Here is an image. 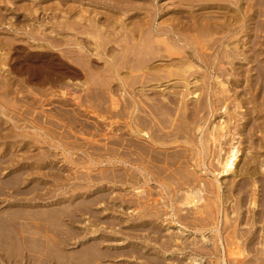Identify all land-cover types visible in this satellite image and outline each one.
<instances>
[{"label":"bare ground","instance_id":"1","mask_svg":"<svg viewBox=\"0 0 264 264\" xmlns=\"http://www.w3.org/2000/svg\"><path fill=\"white\" fill-rule=\"evenodd\" d=\"M19 1L8 0L9 5H17ZM34 1L46 5L43 12L51 13V20H63L56 22L52 31L73 32L76 36L74 40L63 42L43 35L42 28L46 30L47 27L45 21L36 16L34 6L17 7L24 13L21 20L10 8H3L5 14L0 12V27L9 21L10 28L4 31L6 38L0 37V112H10L19 106V95L24 97V85L36 86L42 81L45 92L51 95L54 82L53 66L48 61L52 56L50 52H37L36 49L42 48L38 46L25 50L15 44L18 38L11 35L33 37L34 41L45 42L53 49L73 47L68 53L74 62L82 63L84 74L76 70L71 72L76 77L85 76L87 84L81 91L85 100L90 105L101 98L100 110L104 116L90 113L96 120V124H92L96 135L91 136L104 137L108 144L98 148L92 141L85 143L93 152L104 151L105 157L95 160L87 155L90 158L88 166L100 169L97 174L86 177L85 188L89 190L85 194L72 191L71 202L65 205V200L54 201V204L51 201L54 198L51 171L55 156L52 155L54 124L49 115L45 116L44 127L36 124L40 118L32 117L30 124L35 133L30 137L15 134L16 139L21 138L16 145L17 152L25 149L39 151L43 146V152H37V157L32 155L6 161L5 158L16 156V151L10 153L5 142L2 143L0 264H114L120 262L118 253L122 245L113 236L127 232L129 238L140 239L141 233L149 235V231L159 235L155 237L160 241L158 248L148 249L147 243L151 239H146L145 235L141 241L144 245L139 249H135L136 245L132 243L122 247L127 250L124 254L126 264H132L131 257L127 256L131 254L153 258V264H162L160 259L165 256H188L189 264H197L199 256L218 260L219 255L234 256V264H264L261 258H264V246L254 248L256 241L264 243V94L259 102V95L251 92L261 91L259 84L256 89L254 85L251 90L247 87L250 92L247 90L245 94L249 98L243 99L238 91L234 92L243 82L239 80L243 63H261L257 60V51L260 50L256 47L264 45V36L257 32L256 22L260 15L264 16V11L259 10L258 1L160 0L168 2L164 6L159 5L158 0ZM68 1L71 2L66 4ZM131 1L149 3L147 6L145 3L132 5ZM73 3L86 4L91 9L83 11L80 4L74 6ZM93 7L109 12L94 14ZM165 7L166 14H161ZM115 10L119 15L113 12ZM83 13L88 15L87 18L82 16ZM164 15L169 16L164 18ZM157 18L161 21L157 22ZM238 29L245 35L243 43L239 40L243 34L236 36ZM78 35L83 38L78 39ZM113 43L120 48L118 56L110 55L109 46ZM100 68L104 72L98 78L92 70L96 72ZM253 68H248L247 74L254 71ZM107 75L113 77L114 85L113 81H104ZM62 89L66 91L60 93L61 96L72 94L68 87ZM230 92H234L232 97L227 95ZM79 99L73 97L76 106L81 108L83 103ZM191 100L196 102L192 108ZM46 102L52 104L49 99ZM233 102L232 113L243 108L245 111L232 117L229 106ZM31 104L33 111L42 107L35 100ZM213 114H218L215 126L207 124ZM240 114L245 117V123L238 126ZM121 115L126 116L128 140H121L123 134L115 138V131L119 129L114 127L118 124L114 119ZM6 119L3 125L13 122L9 116ZM102 123L105 134H102ZM16 124L12 128H18ZM85 127L92 128L90 125ZM40 137L43 142L38 140ZM10 138V134L0 133V140ZM181 138L185 142H180ZM26 139L32 142H26ZM32 157H35L33 163L23 167L21 162ZM6 170L8 172L4 173ZM42 170L47 172L42 175ZM101 183H106V188L91 190ZM116 185L132 189L131 207H120L115 197L108 194L95 195L102 190L113 193ZM76 189L83 188L77 186ZM156 189L161 201L153 196ZM204 193H211L214 201L200 206L205 200ZM42 201L46 204L40 205ZM96 205L103 206L94 212L92 208ZM227 205L230 211L225 213ZM115 206L122 208L127 219L121 218L123 225L117 229V216L109 220L103 215L104 211L116 214ZM202 207L215 209L210 228V218L207 217L210 213ZM183 210L185 214H181ZM163 211L165 218L161 222ZM59 212L62 214L60 225L66 227V237L63 242L49 238L48 241L46 233L51 231V221ZM84 216L87 223L79 229L75 225ZM220 218L223 225L218 228ZM228 221L232 223L226 226ZM162 223L165 224L161 226ZM153 227H161L166 236ZM190 228L201 236V246H189L193 241H189L185 234ZM206 232L212 235L205 237ZM226 233L228 238L236 241L234 245L223 244ZM68 242L67 246L72 250L80 247L79 255H72L70 259L58 258L56 252L51 251Z\"/></svg>","mask_w":264,"mask_h":264},{"label":"rangeland","instance_id":"2","mask_svg":"<svg viewBox=\"0 0 264 264\" xmlns=\"http://www.w3.org/2000/svg\"><path fill=\"white\" fill-rule=\"evenodd\" d=\"M42 1V0H41ZM234 1V0H231ZM258 1V5L260 6L259 10L264 11V0H257ZM71 1L66 2V4L70 3ZM33 3V4H32ZM132 5H141L144 4L147 6L148 3L146 2H133L131 1ZM159 5H166L168 2H164V1H160L158 0ZM10 3L8 2V0H0V12L2 14H5L4 9L10 8L11 10L14 11L16 16H20V20L22 19V15L24 13L20 12L18 10V6L24 5V6H28V7H32L34 6L33 10L37 12L36 16L39 17L40 19H43L45 21V27H47V29L45 30L44 28H42L43 35H46L50 38H55V39H60L63 42H67V40H74L75 38V33L73 32H68V31H62V30H56V31H52L51 28H53L56 24V22H60L63 21L61 18H58L57 20H51V13H49L48 11H44V7L46 6L44 4L40 5V2L38 1H34V0H21L19 1V3L17 5H9ZM74 6L79 5L83 7V11H85L87 8L91 9V7L87 6L86 4H75L73 3ZM155 5L157 4V2L155 1L154 3ZM41 6V7H40ZM4 8V9H3ZM93 10H95V13H99L101 14L102 11H104L103 13H108L109 10L106 9H102L101 7H93ZM195 10V9H193ZM116 15L118 12L115 10L113 11ZM111 13V12H110ZM166 14V7L163 9L162 13ZM129 16L132 15V13L128 14ZM82 16L84 18H87V14L83 13ZM169 15H164V18L168 17ZM99 17H103L102 15H100ZM121 19H124L122 17H120ZM13 21V20H12ZM161 20L159 18H157V22H160ZM30 22V21H29ZM52 26H51V25ZM257 26V32L261 35L264 36V16L260 15V19L256 22ZM2 26L1 31H0V37L1 38H6L7 34L4 32L7 29L10 28V23L9 21H5L1 24ZM260 28V30H259ZM245 29V26L242 27V30ZM238 34L242 33V31H240V29H238ZM60 33V34H57ZM243 34V33H242ZM257 34V33H256ZM11 36H14L16 38H18L17 41H15L16 45H20L22 48H24L25 50H33L35 46L38 47H42V48H38V50L36 49L37 52H41V53H48L50 52V54L52 55L51 57L48 58V61L52 64L53 66V84H52V94L49 95L48 92H45L46 86H44L42 81H39L37 83L36 86H28V85H24V90L22 92V95H24V97L19 95L20 101L18 102V107H16V109L14 110L11 109V111L9 112H4L1 110L0 112V133L2 135L4 134H10L11 138L10 139H1L0 140V148L2 147V143L5 142V144L7 145V148L9 149L10 153L15 152L16 156L11 157V158H5L6 161H8V159H11L12 161L14 160H19L22 157L25 156H32L35 155V157H37V152L42 153L44 148L41 145L42 149L38 150H34L33 152H29L25 149V151H21V152H17L19 151V148L16 147V145H18L20 142H18L21 138H15V134L18 133L21 136L26 135L29 136L34 134L35 132L32 130V126L30 124V121H32V117L33 116H37V118H40L39 122H36V124L39 127H44L43 126V122L45 121V116L49 115L54 124V126L52 127L53 133H54V148L52 149L53 152V156H55V164H54V169L51 171L53 174V187L51 188L52 191L54 192V198L51 200L53 202V204L55 203L54 201L58 202H63L64 200V204L67 205L68 203L71 202L70 196L71 193L73 191V193H78V194H85L89 189L85 188V179L86 177H89L90 175H94L98 173V170L100 169V167L97 168H93V167H89L88 166V159L87 155L89 157L94 158L95 160H99V159H103L105 157V153L102 150H96V151H92L90 149L89 146H86L85 143L87 141H92V143L97 146L98 148H101L104 144H108V141L101 136H91V135H96V132L93 131L94 126H92V124H96V120L94 119V115H101L104 116V113H102V111L100 110L101 107V103L99 101H101V98H97V101L95 104L92 103L89 105L88 101L85 100V96L84 94L81 92L84 88H85V84H87V80L85 78V76L83 77H76L72 74L71 70H76L80 73H82V75L84 74V72L81 70V62H74V60H72L71 58L72 55L69 54V50L73 47H61L60 49H53L50 45H48L45 42L42 41H34L33 37L30 39L28 36L24 37V36H18L17 34H13ZM78 39L83 38V36H77ZM240 39V43L245 42L246 38L245 35H241L239 37ZM255 40H257L254 37ZM257 41H262V40H257ZM90 45V44H89ZM259 45V44H258ZM90 48L94 49V47L92 45L89 46ZM110 48V55L114 54V55H119L120 53V48L117 47V45L115 43L110 44L109 46ZM256 49L260 50L257 51V55L258 61H261V63L259 62H255L253 64H246L245 62L243 63V68H242V73L239 76V80L243 81L240 82V86L237 87L236 91L234 90V92L238 91V94H240L242 96L243 99L245 98H249V96L246 93V91L248 90L247 87L249 86V90H251V85H254L255 89L258 88V84L261 87V91H251L253 92L255 95L258 94V101L261 102L262 101V97L264 94V70L262 67H264V45L263 46H257ZM66 55H68L69 57H65ZM70 58V59H69ZM76 59V58H74ZM86 60V59H85ZM99 64H103V62L99 61ZM104 65V64H103ZM160 66H163V64H160ZM254 67V71H252L250 74H247V70L248 68ZM102 68H100L98 71L95 72V70H92V72L94 73V76L98 77L101 75V73H103L104 71L101 70ZM259 71V74H258ZM16 78V77H15ZM112 78V79H110ZM17 79V78H16ZM101 79V78H100ZM108 80L109 83H111V81H113V77L110 75H107L106 78H104L105 80ZM246 79L249 80V82H246ZM99 81V79H97ZM252 83V84H250ZM114 85V81L112 83ZM63 86L68 87V91L72 92L71 95L67 96V97H63L61 96L60 93H63V91H66V89H62ZM73 90H75L76 92H74ZM247 91L250 92V91ZM178 91L179 90H175ZM234 92H230L227 95L229 97H232ZM198 94H202V93H198ZM79 97L80 101L83 103L82 107L79 108L76 106V104L73 101V97ZM176 98L179 99V95L176 96ZM51 101V105L47 104V100ZM35 100L36 102L40 103L42 105L41 109H37L35 111H33L34 107L32 108V101ZM203 100V98H201L200 100H198L200 103ZM205 100V98H204ZM233 98H231L230 101H232ZM230 101H227V104L230 103ZM198 102V103H199ZM195 100H191V102H189L190 104V108H192L195 105ZM204 103V102H203ZM85 105V106H84ZM170 108L172 107L171 105H168ZM235 107L234 102L232 104H230L229 106V113L230 116L233 117V115L235 116L236 113H243L245 111V108H243L241 111L237 110L236 112H233V109ZM34 112V113H33ZM90 113H94V115L92 116ZM219 113V112H218ZM232 113V114H231ZM204 114L206 115V112L204 111ZM7 115V116H5ZM11 117L13 118V122H8L7 124L3 125V122H6L7 119L6 117ZM242 114L238 115V126L244 125L245 123V117H243ZM236 118V119H237ZM242 118V119H241ZM264 119V116H263ZM262 119V120H263ZM116 122H118L117 125H114L115 128L119 129L117 131H115V138L118 137V135L123 134L121 140H128L130 139L128 131L126 130L125 127V123H126V116H119L117 118L114 119ZM241 120V121H239ZM261 120V122H262ZM218 122V114H213V117L207 122V124L213 123V126H215V124ZM234 121L231 122V124H233ZM17 123L16 125H18V128L14 129L12 128L13 124ZM107 123V122H105ZM90 125V127L92 128H87L85 126ZM101 125V129H102V134L107 133L106 130L104 131L105 127L103 126V123L100 124ZM232 126V125H231ZM38 131V130H37ZM167 131V130H165ZM164 131V132H165ZM38 133H41L40 131H38ZM258 136H260V133H257ZM98 135V134H97ZM14 136V138L12 137ZM109 136H111V134H109ZM38 140L40 142L42 141V137L38 138ZM180 142H185L184 140L179 139ZM239 140V139H238ZM26 142H32L30 139H26ZM125 143V141L123 142ZM95 147V148H97ZM85 152V153H83ZM31 154V155H30ZM32 157L29 160H25L22 161L21 164L23 167H27L26 164H32L33 161L35 160ZM11 162V161H9ZM15 163V162H14ZM89 168V169H88ZM92 168L94 170L97 171H92ZM189 170V169H188ZM185 171H187V169H185ZM8 170H6L4 173H7ZM47 171H43L41 172V174L43 175L44 173H46ZM211 178L215 179L212 175H210ZM211 183V182H210ZM50 185H52L50 183ZM151 185L153 187H157L156 184L151 183ZM77 186H82L83 189H76L74 190L75 187ZM101 187H105L106 188V183H101L99 184L97 187H91V190L101 188ZM104 188V189H105ZM113 193L111 191H101V192H97L95 195L97 194H108L111 197H115L116 200V204L117 205H121L120 207H131L129 205V201L133 199V193H132V189H130V187L126 186H121V185H116L113 187ZM157 189L155 191H153L155 196V199L160 200L159 196L157 195ZM92 195V194H91ZM205 200L202 201V203H200V206H205L207 204H210V202L214 201V196L211 193H204L203 194ZM154 198V197H152ZM208 198V199H206ZM82 199V198H80ZM211 199V200H210ZM76 200V199H75ZM123 201H125V203H122ZM161 201V200H160ZM45 201H42V203H39L40 205H45L46 203H44ZM49 202V201H48ZM214 204V203H213ZM103 205H96L95 207H93V211H99V208H101ZM228 207V205H227ZM117 208V213L116 214H111L110 211H104L103 215L110 220L111 217H115L117 216L116 222H117V226L116 229L119 228L121 225H123L120 221H122L121 218L126 219V216H123L124 214L122 213V208L116 207ZM205 208V210L207 211L208 209V213L209 216H207L209 219V223H208V228L212 227L211 223L214 219V215H215V209L214 207H202ZM116 210V209H115ZM230 211L229 207L228 210L225 213H228ZM127 212V211H126ZM186 211L183 210L181 212V214H185ZM164 211L162 212V219H159V221L163 220V218H165L163 215ZM191 214V212H190ZM62 216L61 212H59L56 216V218H53L51 222H53V226L51 227V231L46 233V237L47 239H61L62 242L65 239L66 235L64 234V231L66 230V227L60 225V217ZM198 216V215H197ZM223 217V216H222ZM86 217H81L79 218L78 224H76L75 226L78 227L79 229H82V227L85 226L84 219ZM222 218H220L219 220V224H218V228H221L223 225V220L221 221ZM115 220V219H113ZM127 220V219H126ZM125 220V221H126ZM41 222V221H40ZM158 223V221H157ZM230 223V221H228L226 223V226H228ZM165 224V223H164ZM163 223L161 224V226L164 225ZM155 227H153L154 229ZM158 231H161L162 233H164V235L166 234L165 231H163V229L160 228H155ZM79 231V230H78ZM108 234L109 231H106ZM149 235H147V233H141L140 235V239L139 238H129L126 233L124 232V234H118L116 236H113L114 239H116L118 242H120V244L122 245V247H125L126 245L129 244H135L136 248L135 249H139V247L141 245H144L141 241H142V237L146 235V239L150 240V242H148V249L150 248V250H153V248H158V244L160 243V241L158 242L156 240L155 237L159 236L156 234H154L152 231H149ZM44 233H42L43 235ZM111 235V234H109ZM205 237H209L212 234L210 233H204ZM166 236V235H165ZM186 238L189 239V241H193V245H189L191 247H199L201 246V244L199 243L200 237L198 233H195L193 231V229H189L187 230L186 234H185ZM224 237H227V233L224 234ZM48 239V241H49ZM41 240L43 241L44 238L42 237ZM124 240V241H122ZM164 240V238L162 239ZM209 240V238H208ZM207 240V241H208ZM263 241V239H262ZM235 240L234 239H230V238H226V240H224V245L225 246H229V245H234L235 244ZM241 242V241H239ZM238 242V243H239ZM256 244L254 245V248H260L262 249L264 246V243L261 242L260 244L257 243V241L255 242ZM64 245L59 246V249H52L51 251L56 252L55 254H57V257L59 258H64L67 257V259L71 258L72 255H79L80 253V247H78V249L72 250L70 247L67 246V244H70V242L68 243H62ZM185 244H189V243H185ZM49 245H52L51 242H49ZM197 245V246H196ZM42 247L43 244H42ZM121 248V251L118 253V260H120V262L114 263V264H126L125 261L126 259H124V254L127 250H123ZM232 248V247H231ZM138 251V250H137ZM150 253H153V251H150ZM54 255V254H53ZM128 257H131L130 261L132 264H153V258H143L141 256V254H131V255H127ZM121 257V258H120ZM192 259L193 257L190 256ZM189 257H180V258H166L163 257L160 259V261L162 262V264H170V262L176 264L177 262L179 264H189V260H187ZM234 256H225L223 257V255L220 257L219 255V259L217 260L216 257L214 258H206V257H202L199 256V258H197L198 263L197 264H219L222 262H224V264H234L233 261ZM263 260L264 258L261 257ZM66 259V260H67ZM148 262H145V261ZM224 260V261H222ZM108 264V263H105Z\"/></svg>","mask_w":264,"mask_h":264}]
</instances>
